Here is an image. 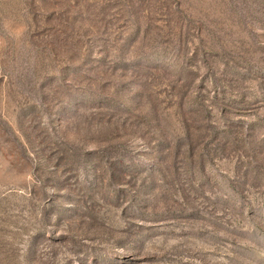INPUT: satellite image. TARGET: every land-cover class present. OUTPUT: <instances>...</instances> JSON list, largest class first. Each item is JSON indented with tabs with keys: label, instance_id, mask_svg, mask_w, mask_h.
Masks as SVG:
<instances>
[{
	"label": "rangeland",
	"instance_id": "374dc122",
	"mask_svg": "<svg viewBox=\"0 0 264 264\" xmlns=\"http://www.w3.org/2000/svg\"><path fill=\"white\" fill-rule=\"evenodd\" d=\"M0 264H264V0H0Z\"/></svg>",
	"mask_w": 264,
	"mask_h": 264
}]
</instances>
